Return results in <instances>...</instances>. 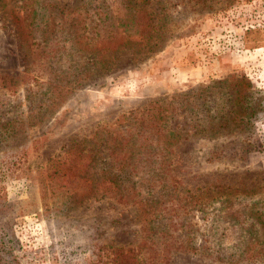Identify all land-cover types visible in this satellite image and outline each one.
<instances>
[{
    "label": "rangeland",
    "instance_id": "rangeland-1",
    "mask_svg": "<svg viewBox=\"0 0 264 264\" xmlns=\"http://www.w3.org/2000/svg\"><path fill=\"white\" fill-rule=\"evenodd\" d=\"M49 84L69 89L51 108ZM177 94L179 141L136 143L135 167L112 169L128 201H43L50 158ZM38 112L0 137L12 264H101L104 244L133 245L140 264H264V0H0V119Z\"/></svg>",
    "mask_w": 264,
    "mask_h": 264
},
{
    "label": "trees",
    "instance_id": "trees-1",
    "mask_svg": "<svg viewBox=\"0 0 264 264\" xmlns=\"http://www.w3.org/2000/svg\"><path fill=\"white\" fill-rule=\"evenodd\" d=\"M149 50L151 49L147 51ZM109 68L108 65L104 67L105 70ZM75 81L71 80L67 83L71 84L75 83ZM36 82L40 88L42 85L37 80ZM66 87L47 85L46 88H49L47 92L50 100L47 108L55 105L57 98L68 92L69 89ZM28 89L30 90L32 87ZM180 96L183 95L177 94L171 97L165 96L152 99L146 104L122 114L113 124L114 126L122 124L125 126L124 129L121 130L115 127L112 129L113 131H107L110 134L109 138L105 133L103 134L96 130L94 132L96 136L94 138L90 137L92 145L88 148L83 144L85 139L80 141L74 139L70 145L65 147L66 149L62 155H55L49 159L48 169L51 170L49 173H52V176H50L49 182L41 180L40 183V194L43 201L46 202L51 198L56 211L57 209L60 211L61 208L70 209L73 205L74 207L75 205L79 206L91 198H105L108 200L115 198L117 202L121 201L123 203L128 201L127 197L130 194L128 192L127 194L123 193V180L112 169L124 170L128 166L135 167L131 158H128V154H131L130 150L136 146V143L140 145L144 143V146H146L152 145L154 141L157 145L166 149L169 145L179 141L181 132L178 131V126L171 128L169 125L171 117H175L179 109H186L185 103L181 99L179 100ZM171 99H177V104L171 102ZM38 113L40 115L36 116L37 120L33 122L24 121L25 118H20L19 115L9 120L0 119V125L3 127L0 137L6 138V136L12 137L16 135L19 133V127L25 125V123L28 126H35L46 115L45 112ZM24 114H27V112L22 115L24 116ZM253 116L254 113H251L249 120ZM29 117H33L32 113H28ZM106 148L109 149V156L111 157L104 159L102 164L98 158L101 157V153ZM154 213L152 210L148 211L149 220L159 215V213ZM263 214L260 210L257 218L260 220ZM149 220H145V225L143 226V230L147 232L150 229L147 224ZM98 250L99 253L93 254V257L89 259L91 263L96 260L101 262V264H140L138 250L133 245L104 244L99 246ZM5 252L6 250L4 249L0 251V264H12L13 261L15 262L14 259H6Z\"/></svg>",
    "mask_w": 264,
    "mask_h": 264
}]
</instances>
